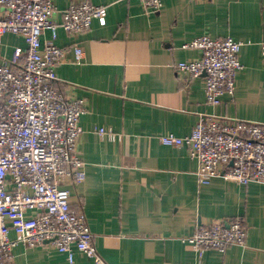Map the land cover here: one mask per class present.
I'll return each mask as SVG.
<instances>
[{"label":"crops","instance_id":"obj_1","mask_svg":"<svg viewBox=\"0 0 264 264\" xmlns=\"http://www.w3.org/2000/svg\"><path fill=\"white\" fill-rule=\"evenodd\" d=\"M72 1L53 0L55 21ZM87 1L106 15L77 34L59 28L53 42L65 51L56 88L87 105L75 147L85 178L65 187L71 207L85 213L98 255L105 264H264V181L241 185L219 176L199 185L187 148L160 143L166 133L188 135L202 115L264 124V0H162L158 12L138 0ZM204 35L242 43L234 94L217 106L207 103L202 76L175 68L201 58L184 45ZM26 47L23 37L7 33L0 58L9 61ZM97 128L118 138L101 137ZM235 219L246 228L243 246L199 256L182 241L197 227ZM12 256L11 264H70L49 243L17 242ZM73 258L94 264L76 250Z\"/></svg>","mask_w":264,"mask_h":264},{"label":"built area","instance_id":"obj_2","mask_svg":"<svg viewBox=\"0 0 264 264\" xmlns=\"http://www.w3.org/2000/svg\"><path fill=\"white\" fill-rule=\"evenodd\" d=\"M147 12H158L162 0H138ZM53 0H0V44L11 33L23 37L25 50L15 49L9 61L0 58V264H11L12 250L21 242L28 247L49 243L70 264L74 251L94 264H105L93 243L85 213L71 207L66 181L81 183L83 163L75 147L81 134L83 99L70 98L56 88V66L65 51L53 40L61 28L77 34L102 19L106 9L87 0H74L60 12ZM50 31L52 39H42ZM242 43L230 37L194 39L184 48L201 51V58L176 64L177 71L203 77L207 103L219 105L232 96L236 77L243 69L239 60ZM264 54V45H263ZM83 51L75 48L80 61ZM96 133L112 141L118 135L108 128ZM160 143L187 148L198 163L199 185L222 176L246 185L264 181V124L216 115H202L185 136L166 133ZM13 231L17 238L10 239ZM201 256L207 250L224 252L245 245L246 228L239 219L197 227L182 239Z\"/></svg>","mask_w":264,"mask_h":264}]
</instances>
